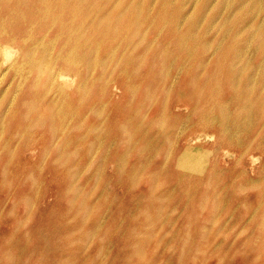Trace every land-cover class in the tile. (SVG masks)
I'll return each mask as SVG.
<instances>
[{"label":"rangeland","instance_id":"rangeland-1","mask_svg":"<svg viewBox=\"0 0 264 264\" xmlns=\"http://www.w3.org/2000/svg\"><path fill=\"white\" fill-rule=\"evenodd\" d=\"M237 1L84 0L107 16L73 88L61 39L55 71L0 58V264H264V74L229 68L264 2Z\"/></svg>","mask_w":264,"mask_h":264},{"label":"bare ground","instance_id":"bare-ground-1","mask_svg":"<svg viewBox=\"0 0 264 264\" xmlns=\"http://www.w3.org/2000/svg\"><path fill=\"white\" fill-rule=\"evenodd\" d=\"M94 1L95 0H92V3H94ZM238 1H240V0H238ZM238 1H237V3H239ZM253 1L254 0H242L240 2V4L242 7H245V8L248 7L247 11L251 10V9L254 10V14H255V12L263 11L262 10V4H263L264 0H259V1H255V2H253ZM83 2H84V0H0V58L3 57V60L10 62L9 68H11V70H13V71H40V72L41 71H55L54 70L55 67H54V65H52V61H53L52 52H53V47H55L54 43L56 42V39H61L62 45H61L60 50H59L60 52H58L59 53L58 54V60H60L64 63L66 69L60 70V72L50 73V75L53 78V80L56 78L55 80L60 81L62 84H64L67 87H70L69 83H71L72 81L75 84L74 80L76 81L77 77L74 80H72L71 78L69 79L68 74L65 71L71 70L68 68H76L77 69V66L81 63H84V65H87V68L91 67L92 64L90 61L94 57L92 55H90V57H87L86 54L85 55L81 54V50L84 51V42L89 43L88 41L84 40V36H85L84 32H85V30H87V28L90 27L92 33L95 34L96 31H98L99 27H102L103 24L105 25V23H106L105 18L107 16L105 14H98L97 13L95 15V16H98L97 20L91 18V15H94V13L96 11L94 10V7L93 8L92 7H86L87 5L85 6L83 4ZM207 3H208V1H207ZM136 4H138V3H136ZM240 4H239V7H240ZM115 5L117 6V3ZM233 10H234V7H233ZM140 11L138 10V13ZM236 13L240 14L238 11ZM236 13H235V15H237ZM245 13H247V12H245ZM78 16H80L79 17L80 19H78ZM253 17H254V15H253ZM212 20H213V18H212ZM126 22L129 23L128 20H126ZM228 22H231V21H228ZM127 25H129V27L126 26L125 28L127 29V31L131 32V30L134 28V27H132L133 26L132 21L130 22V24H127ZM196 27H197V25H196ZM251 27H252V24H251ZM242 28H243V26H242ZM253 28H255V27H253ZM256 28H257V30L255 32L253 31V33H252V31H251L252 34L247 38V41L245 42V46H243L241 48H236L234 50V55H233L231 61L229 62L230 63L229 68L231 71H234V73H235L234 76L236 77V78L233 77V80L239 79L238 76H240L241 71L243 74V71H257L258 72V69H260V70H262L261 74H264L263 73L264 72V46H261V44L264 43V22L260 21V24ZM51 29L56 30L57 33L54 35L53 38L46 40L45 35ZM227 30H226V32L228 33ZM240 31H241V29H240ZM20 33H21V35H19ZM38 33H40L41 35H39L38 38H35L36 34H38ZM110 33H111V29H110V31H108L106 33V35L110 34ZM144 33H145V31H144ZM159 34H160V32H159ZM100 35H102V34H100ZM3 36H7L6 37L7 40L1 42V38ZM239 37H241V36H239ZM31 38L34 39L33 43L28 42L29 39H31ZM81 38L84 40V42L82 41ZM155 40H156V38H155ZM253 41L256 44V48L254 47L253 49L260 52L262 57L260 59V61H261L260 64H257L258 65V66L256 65L257 67H254V69H251L250 65H249L250 59H249V56L247 55V52L249 51L248 46L251 44V42L253 44ZM16 43H18L19 45ZM130 44H131V42L129 43V45ZM152 45H153V43H152ZM217 45H218V43H217ZM204 46L206 47V44ZM80 48H81V50H80ZM89 49H90V53L94 52L93 47H91ZM95 52H97V51H95ZM125 57H126V55H125ZM105 60L103 62L107 61V60L106 61ZM56 61L57 60H55V62ZM94 61H96V60L94 59ZM208 62H207V64H208ZM207 64H205V65H207ZM116 65H118V62L116 63ZM45 67H47V70L44 69ZM170 68H171V66H170ZM170 68L168 67V71ZM203 68H205L204 65H203ZM255 69H257V70H255ZM168 71L166 69V73ZM170 71H171V69H170ZM179 72H182V71H179ZM257 72H255V73H257ZM253 73H252V75H253ZM15 74H16V72H15ZM176 74H175V76L177 77L178 75H176ZM27 75H29V74H27ZM179 75H180V73H179ZM75 76H76V74H75ZM249 77H248L249 82H248L247 87L244 88L243 91L239 90V94L242 96L245 95L246 98L248 95H249L248 97H251L250 94H252L253 90H254V88H253L254 83L252 82V77L254 78V76H252L250 78ZM176 79H178V77ZM256 80H258V79H256ZM85 81L84 82L86 85L87 80H85ZM172 82H174V80ZM235 82H237V80ZM258 82H259V80H258ZM81 85L85 86L84 83H82ZM170 85H173V84H170ZM170 87H169V91H170ZM234 87H237V89H238V85L234 86ZM260 87H262V88L264 87V81H263V83H261ZM260 87H258V89ZM70 88H73V86ZM262 88H261V90H263ZM237 89L235 88V90H237ZM82 90H83V88H82ZM169 91H168V93H169ZM2 92H1V94H2ZM254 94H255V92H254ZM3 97H4V95H3ZM13 97H15V96H13ZM1 100H2V98L0 99V102H1ZM249 100H250V98L248 100L246 99V101H249ZM250 104H253V103L251 101L246 102V104L244 105V107L242 109L243 114L250 115L249 114L250 111L252 112ZM226 105L228 106V104H226ZM222 110H224V108H222L221 111ZM222 113L225 115V113L223 111H222ZM226 113H227V111H226ZM4 117H5V115L3 116V119H4ZM225 117H227V116H225ZM225 117H223V119ZM227 118H225V120ZM225 120L221 121L220 123H222V122L224 123ZM251 120H252V117H251ZM183 124H185V122ZM183 126L185 127V125H183ZM239 126H242V125H239ZM98 129H100V128H97V130ZM230 129H229V131H230ZM241 129H243V127ZM223 130H224V128H223ZM181 133H182V131H181ZM224 133H226V132L224 131ZM238 134H240V133H238ZM197 140H199V139H197ZM79 176H81V175H79ZM79 176H78V178H79Z\"/></svg>","mask_w":264,"mask_h":264}]
</instances>
